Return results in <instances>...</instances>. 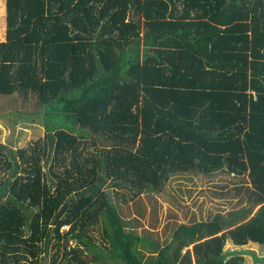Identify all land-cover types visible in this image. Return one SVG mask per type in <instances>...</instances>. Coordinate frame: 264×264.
<instances>
[{"label":"trees","instance_id":"trees-1","mask_svg":"<svg viewBox=\"0 0 264 264\" xmlns=\"http://www.w3.org/2000/svg\"><path fill=\"white\" fill-rule=\"evenodd\" d=\"M5 14L0 96L33 97L46 134L0 144V264H242L228 239L264 246V0H6ZM216 173L247 181L243 206L163 245L102 188L134 200Z\"/></svg>","mask_w":264,"mask_h":264},{"label":"rangeland","instance_id":"rangeland-1","mask_svg":"<svg viewBox=\"0 0 264 264\" xmlns=\"http://www.w3.org/2000/svg\"><path fill=\"white\" fill-rule=\"evenodd\" d=\"M5 1L0 0V42L5 39ZM40 111L33 97L23 101L19 95L0 96V115L3 116L0 119V144L5 151L14 155L16 150L25 149L43 140L46 131ZM77 131L73 133L76 134ZM89 151L93 152L94 149ZM49 164L50 162L43 164L45 172ZM246 185L245 179L239 181L225 173H216L211 177L181 174L171 177L161 193L146 191L134 200L130 199L131 193L112 187L110 181H106L102 188L108 193L121 218L128 224L135 222L128 225L127 230L163 245L169 243L173 230L179 224L207 221L218 213L226 214L242 207L239 189ZM67 228L64 227L61 231ZM100 232L98 225L89 232L99 246L102 240ZM148 249H142L144 257L155 256ZM52 252L48 253L43 264L51 262ZM223 253L226 257L242 256V264H264V246L261 245L248 243L237 247L228 239Z\"/></svg>","mask_w":264,"mask_h":264}]
</instances>
